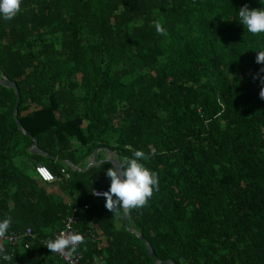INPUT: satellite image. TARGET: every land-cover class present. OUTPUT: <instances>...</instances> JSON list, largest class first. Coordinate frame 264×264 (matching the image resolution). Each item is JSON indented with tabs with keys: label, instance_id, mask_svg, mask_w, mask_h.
Returning a JSON list of instances; mask_svg holds the SVG:
<instances>
[{
	"label": "trees",
	"instance_id": "16d2710c",
	"mask_svg": "<svg viewBox=\"0 0 264 264\" xmlns=\"http://www.w3.org/2000/svg\"><path fill=\"white\" fill-rule=\"evenodd\" d=\"M245 5L264 0H22L12 20L0 16V77L19 88L28 134L14 88L0 84V220L19 234L0 264H63L39 241L73 206L80 229L97 228L82 264H264V85L254 79L264 33L239 22ZM33 138L50 157L29 151ZM96 147L98 161L142 150L158 174L127 224L91 194L109 189L111 164L66 163L85 167ZM38 164L56 179L43 181Z\"/></svg>",
	"mask_w": 264,
	"mask_h": 264
},
{
	"label": "clouds",
	"instance_id": "9594fccd",
	"mask_svg": "<svg viewBox=\"0 0 264 264\" xmlns=\"http://www.w3.org/2000/svg\"><path fill=\"white\" fill-rule=\"evenodd\" d=\"M21 3L22 0H0V16L5 20H12L20 12ZM238 16L239 22L249 33H264V8L249 9L245 5L239 9ZM154 23L157 33L162 36L167 35L166 28L159 21ZM257 52L256 62L264 64V50ZM260 73H264V68L260 69ZM257 78L264 85V77L257 73L254 79ZM259 97L264 100V87L261 88ZM145 158V153L137 150L133 151L132 158L114 155L102 161L103 164H111L106 170V176L111 181L110 187L102 193L93 191V194L106 198L105 207L114 214L113 216L129 215L134 209L145 207L154 191L159 190L158 174L139 162ZM10 226V217L0 220V241H3ZM84 243L85 237L80 233L61 232L55 239H49L46 247L51 253L62 254L67 250V254L71 255ZM0 258L9 262L13 260L12 255L7 254L2 242H0Z\"/></svg>",
	"mask_w": 264,
	"mask_h": 264
},
{
	"label": "built area",
	"instance_id": "2783aa9c",
	"mask_svg": "<svg viewBox=\"0 0 264 264\" xmlns=\"http://www.w3.org/2000/svg\"><path fill=\"white\" fill-rule=\"evenodd\" d=\"M35 170L38 176L43 181L52 182L56 179L55 175L49 169H47L45 166L41 164L36 165ZM62 171L64 170L62 169ZM93 191L102 193V192H105L106 190L93 189L91 192L94 198L103 199V200L106 199L103 196L98 197L94 195ZM83 207L84 209H87L88 204H85ZM79 224H80V215L78 213V208L73 206L72 213L62 219L60 227L56 230H53L48 239H42L39 242L42 243L46 247L47 241L49 239H55L61 232L80 233L85 237V239L90 238L93 240L95 238L97 228L92 223H89L87 227L80 229ZM24 236L27 238L33 239V234L29 228L25 230ZM18 239H19V234L8 233L6 234L3 241H0L3 243L4 247L5 245H10L12 247L9 252L5 248L7 254H13L14 248L19 243ZM33 241L34 240H31L30 243L32 244ZM30 243H25L24 246L27 248L29 247ZM79 248H80V245L78 246L77 250L71 255L67 254V250L65 251V253L58 254V253H51L50 250L48 248L47 249L51 254L56 256L63 264H82V253L79 250ZM1 260H4V259L0 258V261Z\"/></svg>",
	"mask_w": 264,
	"mask_h": 264
},
{
	"label": "water",
	"instance_id": "95a60500",
	"mask_svg": "<svg viewBox=\"0 0 264 264\" xmlns=\"http://www.w3.org/2000/svg\"><path fill=\"white\" fill-rule=\"evenodd\" d=\"M0 84L4 85V86H7V87H12L14 88L15 90V96H16V99H15V104H14V108H13V115H14V119L16 120V123H17V126H18V129L21 130L24 134L28 135L27 132H25L20 124V121L18 120L17 118V111H18V104H19V100H20V91H19V88L17 86L16 83L10 81L9 79H7L5 76H1L0 77ZM29 151L30 152H34V153H40V154H43V155H46L47 157H50L49 154L47 153H44L43 151H41L37 146H36V140L33 138L32 139V143L31 145L29 146ZM101 149L96 147L94 148L93 152L91 153L90 157H89V160H88V163L85 167L83 168H78L77 166L73 165L71 162L67 161L66 160V163L68 165H70V167L73 169V170H78V171H84L86 169H88L90 166H93V165H96V164H99L101 163L102 161H105V160H108L110 159L111 157L109 156H106L105 158L103 159H100L99 161L97 160V156H98V153ZM111 153V152H110ZM127 221H128V215H125V224H127ZM132 232H135L136 235L146 244V247L150 253V256L153 260H155V255H154V252H153V249L151 247V245L145 241V239L140 235L138 234L135 230L133 229H130ZM157 263H160V264H175L173 261H162V262H158Z\"/></svg>",
	"mask_w": 264,
	"mask_h": 264
},
{
	"label": "rangeland",
	"instance_id": "374dc122",
	"mask_svg": "<svg viewBox=\"0 0 264 264\" xmlns=\"http://www.w3.org/2000/svg\"><path fill=\"white\" fill-rule=\"evenodd\" d=\"M105 155H106V156H109V157H112V156H113L112 153H110V152H108V151L105 152ZM88 160H89V158H88ZM88 160H87V161H88Z\"/></svg>",
	"mask_w": 264,
	"mask_h": 264
},
{
	"label": "crops",
	"instance_id": "0c3cea01",
	"mask_svg": "<svg viewBox=\"0 0 264 264\" xmlns=\"http://www.w3.org/2000/svg\"><path fill=\"white\" fill-rule=\"evenodd\" d=\"M35 256H36V255H35ZM18 261H19V259H18L16 262H18ZM16 262H15V263H16Z\"/></svg>",
	"mask_w": 264,
	"mask_h": 264
}]
</instances>
